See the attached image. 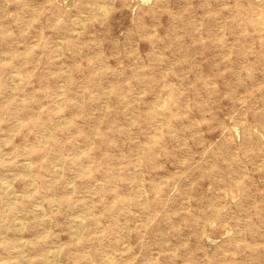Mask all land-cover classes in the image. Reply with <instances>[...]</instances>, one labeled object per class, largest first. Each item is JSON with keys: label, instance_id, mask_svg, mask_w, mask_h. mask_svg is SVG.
I'll return each instance as SVG.
<instances>
[{"label": "rangeland", "instance_id": "374dc122", "mask_svg": "<svg viewBox=\"0 0 264 264\" xmlns=\"http://www.w3.org/2000/svg\"><path fill=\"white\" fill-rule=\"evenodd\" d=\"M0 264H264V0H0Z\"/></svg>", "mask_w": 264, "mask_h": 264}, {"label": "bare ground", "instance_id": "6f19581e", "mask_svg": "<svg viewBox=\"0 0 264 264\" xmlns=\"http://www.w3.org/2000/svg\"><path fill=\"white\" fill-rule=\"evenodd\" d=\"M102 11V9H100Z\"/></svg>", "mask_w": 264, "mask_h": 264}]
</instances>
